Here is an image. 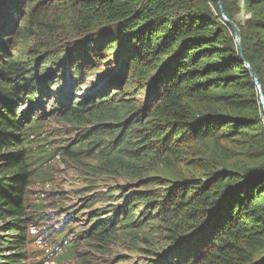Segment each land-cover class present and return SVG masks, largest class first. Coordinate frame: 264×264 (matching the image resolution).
<instances>
[{"label":"trees","instance_id":"16d2710c","mask_svg":"<svg viewBox=\"0 0 264 264\" xmlns=\"http://www.w3.org/2000/svg\"><path fill=\"white\" fill-rule=\"evenodd\" d=\"M19 1L0 0V5L20 12L23 3ZM219 1L242 33L244 58L264 94V0ZM56 8L58 19L56 25L47 27L49 33L56 35L59 31L54 32V26L74 18L78 35L85 34L83 42L90 44L87 52L115 41L121 59L111 64L112 75L117 72V79L123 80L124 71H129L126 89L135 95L147 91V108L151 109L144 118L135 112L136 106L120 101L115 94L101 100L95 92L82 103L76 102L72 86L92 75L82 66L92 65L99 56L87 62L76 59L77 72L74 51L67 45L56 49L55 42L41 46L47 56L44 61L27 55L42 36V26H33L32 8L18 35L22 52L14 57L0 54L4 57L0 63V264H26L29 216L37 212L29 191L33 184L51 180L53 169H40L39 158L49 155L51 148L37 149L31 138L43 127V118L37 116L21 129L16 107L47 94L50 81L63 74L71 84L69 103L52 107L59 112L57 120L65 121L76 137L65 133L72 144L54 150L70 158L68 166L86 172L84 177L89 179L116 177L142 181L146 187L155 183L153 191L139 196L124 188L116 204L111 201L115 191H110L107 199H86L71 210L70 229H78L76 221L83 214L90 216V229L80 234L92 250L105 255L116 239L138 244L153 224L175 231L169 256L173 264L194 257L197 249L205 252L209 244L213 248L205 264H264V174L239 176L227 166L229 153H233L264 167V108L217 3L62 0ZM241 12L248 18L238 24L236 17ZM14 28L13 23L10 34ZM111 76L110 82L105 78L108 84L114 82L115 76ZM98 91L109 95L104 85ZM89 124L95 129L88 130ZM224 142L234 144L235 152H228L221 145ZM89 160L96 163L90 165ZM175 169H182L177 181L154 176L159 170ZM137 205L153 210L151 216L139 218ZM162 263L167 264H143Z\"/></svg>","mask_w":264,"mask_h":264},{"label":"rangeland","instance_id":"374dc122","mask_svg":"<svg viewBox=\"0 0 264 264\" xmlns=\"http://www.w3.org/2000/svg\"><path fill=\"white\" fill-rule=\"evenodd\" d=\"M60 1L62 0H20L19 2L23 3L21 4L22 6L20 8V12L14 7L8 8V6H4V4L0 5V47L2 46L0 48V54L4 53L7 57H14V55H17L19 51L20 53L22 52L23 48L18 43V35H20L21 31L24 30V25L30 18L29 12H31L32 8H34L35 11L33 14L35 16V20L33 21V26H35V24H37L39 27L42 26V29L39 30L38 28L40 35L42 36H40L41 40L34 48H29L30 50L27 52V55L33 57V59H40L41 61H44L47 56L45 55V50H43L41 46L55 42L57 44L55 45L54 49H56L57 47L60 48L62 45H67L69 46V49L71 48V50L74 51L72 54H75L74 66L77 67V72H79V65L77 64L79 62H77L76 59L81 57L84 60L85 58L87 59V62L88 60L91 61L94 55L99 56L100 59L99 57L94 59L92 65L90 63V65L85 64L82 66V70H86L89 74L92 72L94 74L92 73L91 76L80 82L78 80L74 82L71 92H74L76 102L82 103V101L92 92L99 94L97 97L101 98V100H105L109 97L111 98L115 94L117 96L116 98H119L120 101H127V104L136 106L137 108L135 112L146 118L145 116L149 114L151 109L147 108L146 101L148 99V92L145 91L139 95L132 94V91H128L126 89L129 78H131L130 72L127 70L124 71L123 80H119L117 79L118 77H116L117 72L112 75V69H109L111 64L117 62V58L120 57L121 59L118 48H115V41H109L108 46H104L102 49L99 48V44L96 48L97 50H95L94 53H90L94 49H91L90 52H87L86 49L90 44L87 43L85 45L83 42L85 34L78 35L79 27L74 21V18L71 19V23H64L62 20V25L60 23L59 25L54 26V32L57 33L59 31V34L57 33L56 35H53L52 33H49L47 27L54 24V22L56 25L59 12L56 10V4ZM66 8L70 10L71 6H66ZM9 9H11L13 14L9 11ZM48 10L52 12L49 15L46 14ZM247 18L248 16L241 12L236 17V22L238 24H242ZM13 23L15 24V28L12 34H10L8 30ZM63 25L66 26L63 27ZM110 46H113L112 51L107 50ZM2 58H0V63L4 62ZM72 62L74 64V60H72ZM113 68L116 70V65ZM109 75H112L113 77L115 76V79H113L114 82L112 84L105 82V78H107V81L110 82L108 80L110 79ZM68 81L69 76L64 74L60 77L54 78L50 81V87L47 94H42L41 96L37 95L36 99L31 101V103H34L35 106H32L33 104L24 101L21 104L25 106L22 107L21 104H18L16 107V114L19 119L18 121L24 120L26 115H28L26 114L27 112H30V116H28V119H26L29 123H32L36 118L33 115L39 116L45 120V122H43V128L40 129V139H45L44 144L47 143L46 139L48 136L54 139L53 143L51 144V146L54 148L68 145L70 143L72 144V141L67 140L65 137V133L71 134L72 138L76 137V132L73 131L69 126L64 125L65 121H58L56 118L59 115V112H57L55 108L58 109L63 105V103L65 105L69 103L68 99L70 95L71 84H69ZM103 85L105 91L109 92V95L107 96H103L106 92L101 94L98 91V88L100 87L101 89ZM108 85L111 87H108ZM74 86H76L75 91H73ZM77 86L80 87L77 88ZM36 89L39 90L40 88L36 86ZM125 91L127 93H124ZM121 94L123 95L120 96ZM54 104L55 108L52 107ZM22 125H24V123H22ZM93 126V124H89L86 128L88 130L95 129L92 128ZM22 128L23 127H21V129ZM104 143H106V141H104ZM221 145L226 150H228V152H235L234 144L224 142L221 143ZM229 156L230 159L227 162V166L239 176L251 177L255 174H264V167L260 165V162L251 161L245 158L243 155H233V153H229ZM49 161L53 166L52 175L50 177L51 180H48L46 183H35L31 187V190L33 191L32 197H36V202H43L47 206L49 222H43L42 225L46 229L51 225V223L59 228L62 220H65L66 222L68 221V218H70L72 215L71 210L80 205L86 199L87 201H91L96 197L107 199V194H109L110 191H115L116 197L113 200L111 199V201L113 204H116L121 200L122 191L124 188L128 189L129 192L137 196H139V194L151 192L155 188V183H153V181L149 183L148 187H146L142 181L128 182L124 179H118L116 177L110 179L103 177H100L99 179H89L84 177L86 172L75 167H69L68 164L72 163V160H70V158L67 159L66 156H64V159L62 155L56 156L55 159L51 157ZM87 163L93 165L96 163V160H89ZM181 170L182 169L172 170L174 172L171 170H159V172L155 173L154 176L155 178L165 180V182L168 180L177 181L178 172ZM152 177L153 176H151L150 179ZM93 181H95L97 184L93 185ZM80 195H82L83 198H80ZM137 206L138 208H141V212H139V218H142L143 216L149 218L151 216L153 210L149 209L148 207H143L142 205ZM76 222L79 231H88L90 229V216L83 214L80 220ZM150 226L151 228L145 229L144 233H142L143 238L144 234L151 232L149 233L151 235L147 236V239L141 238V241H139L138 244H131L127 241L122 243V240L116 239L109 248L107 254L102 256H100L98 252H95V250H92V247L87 245L86 241L83 239L79 240V233L78 239L75 241V243L78 244L76 258L65 261L61 264H143L147 263V261H165L167 264H173L174 261H172L169 256H172L171 251L174 249L172 247L171 235H173L175 231H164V228H162L160 225L156 226L151 224ZM118 233L122 232L119 231ZM31 234L36 237V240L27 247V251L30 254L29 264H55L53 261L49 262V260L46 259L47 246L42 232L36 228H33L31 230ZM31 237L32 236H30V238ZM206 248L207 249H203L205 252L197 249V255L187 259L186 262V259H181L177 264H205L206 256L208 253L212 252L213 247L211 244H209Z\"/></svg>","mask_w":264,"mask_h":264},{"label":"water","instance_id":"95a60500","mask_svg":"<svg viewBox=\"0 0 264 264\" xmlns=\"http://www.w3.org/2000/svg\"><path fill=\"white\" fill-rule=\"evenodd\" d=\"M214 1L218 5L221 17L225 20V22L229 25V27L231 28V30L233 32V36H234L235 42L237 43V46H238V49H239L241 61L246 64V67L248 68V70H249V72H250V74H251V76H252V78L254 80V83L256 84V86H257V88L259 90L261 106L264 108V94L262 92L261 85L259 83L257 75L255 74L253 69L250 67L249 63H247L245 58H244L243 43H242V33H241L239 27L237 26V24L234 21H232L231 19H229V17L226 15L222 3L219 0H214Z\"/></svg>","mask_w":264,"mask_h":264},{"label":"clouds","instance_id":"9594fccd","mask_svg":"<svg viewBox=\"0 0 264 264\" xmlns=\"http://www.w3.org/2000/svg\"><path fill=\"white\" fill-rule=\"evenodd\" d=\"M66 76H68V75H66ZM36 99V98H35ZM76 99V98H75ZM31 104H33L32 106H35L34 105V103H31ZM27 114H29V115H26V117L27 118H25L24 120H22V121H20V123H21V125H22V123H24V125H22V127L24 128V127H28V125H30V124H32V123H29V122H27V120L26 119H28V116H30V112H27ZM34 117H36L35 115H33ZM43 122H45V120L43 119V121H42V123ZM41 128H43L42 126L40 127V129ZM40 129L38 130L37 129V134L36 135H34V136H32L31 138H33V141L35 142L33 145L35 146V148H37V149H39V148H41V147H46V146H51V144L53 143V141H54V139H52V138H50L49 136L47 137V139H46V141H47V143L46 144H44V142H45V139L44 140H42V139H40V137H41V131H40ZM38 138V139H37ZM36 144H40V146L39 147H36ZM63 159H64V156H63ZM50 167H52L53 168V166L50 164L49 165ZM53 170V169H52ZM37 177H40L39 175L37 176ZM36 177V178H37ZM48 181V180H47ZM47 181H45V182H43V183H46ZM34 185V184H33ZM29 193H30V195H29V199H35V198H33L32 197V194H33V191L31 190V191H29ZM84 241H87V238L84 240ZM88 245V244H87Z\"/></svg>","mask_w":264,"mask_h":264},{"label":"bare ground","instance_id":"6f19581e","mask_svg":"<svg viewBox=\"0 0 264 264\" xmlns=\"http://www.w3.org/2000/svg\"><path fill=\"white\" fill-rule=\"evenodd\" d=\"M40 118V117H39Z\"/></svg>","mask_w":264,"mask_h":264}]
</instances>
